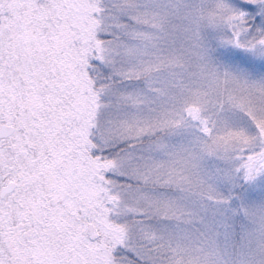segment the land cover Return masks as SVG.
I'll return each instance as SVG.
<instances>
[{
	"label": "snow or ice",
	"instance_id": "obj_1",
	"mask_svg": "<svg viewBox=\"0 0 264 264\" xmlns=\"http://www.w3.org/2000/svg\"><path fill=\"white\" fill-rule=\"evenodd\" d=\"M0 264H264V0H0Z\"/></svg>",
	"mask_w": 264,
	"mask_h": 264
}]
</instances>
